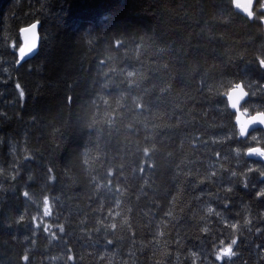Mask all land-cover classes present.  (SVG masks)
<instances>
[{"label": "trees", "instance_id": "1", "mask_svg": "<svg viewBox=\"0 0 264 264\" xmlns=\"http://www.w3.org/2000/svg\"><path fill=\"white\" fill-rule=\"evenodd\" d=\"M261 6L0 0V264H264V162L247 153L264 129L243 139L228 98L242 83L241 108L264 111Z\"/></svg>", "mask_w": 264, "mask_h": 264}, {"label": "water", "instance_id": "2", "mask_svg": "<svg viewBox=\"0 0 264 264\" xmlns=\"http://www.w3.org/2000/svg\"><path fill=\"white\" fill-rule=\"evenodd\" d=\"M250 2V8L246 9L245 7H242L243 4H247ZM233 5L235 7V9L241 13L242 15H244L245 17H247L249 20H253L254 19V8L256 5V0H233ZM261 11L264 14V0L262 1V6H261ZM261 22L263 24V29H264V15L261 18ZM32 24H37V33H38V46L37 48L32 52V53H26L23 57H21L22 59L26 60V59H30L32 58L39 49L40 46V33H39V22L35 21L31 24L26 25L22 30H21V35H22V44L20 46V48L22 46H24L25 44V37L28 36L30 38L31 34L30 33H24L23 30L25 28H30V26ZM241 91H243L244 95H240ZM249 97V92L246 90V88L243 86L242 83H239L237 86H235L234 88H232L230 90V95H229V104L232 108V110L235 112L236 116H235V121L236 124L238 126L239 132H240V125H241V117L243 118V120H250L253 116L257 115L258 113H264V111H259L256 113H252V114H247L245 113L242 109L241 106L243 104L244 101H246ZM264 129V123L260 122V121H254L253 123L249 124L248 126V130L247 133L244 135H241V137L243 139H246L249 135V133L251 131H253L254 129ZM250 149H260L259 152L257 151H249ZM248 155L252 158L261 160L264 162V148L261 146H254L248 149L247 151Z\"/></svg>", "mask_w": 264, "mask_h": 264}, {"label": "rangeland", "instance_id": "3", "mask_svg": "<svg viewBox=\"0 0 264 264\" xmlns=\"http://www.w3.org/2000/svg\"><path fill=\"white\" fill-rule=\"evenodd\" d=\"M21 44H22V42H21ZM248 114H250V113H248ZM48 194L49 193H43L37 187L30 188L28 186H25V188L21 192V197L24 200H27V201L34 203V204H37L36 206H38L41 209V212H42L44 217H50L52 212H53L54 204H53V197L48 196ZM46 209H48V212H46ZM262 227H264V226H262ZM251 233H252L253 240L264 238V233H263V235H261V234L257 235L252 230H251Z\"/></svg>", "mask_w": 264, "mask_h": 264}, {"label": "snow or ice", "instance_id": "4", "mask_svg": "<svg viewBox=\"0 0 264 264\" xmlns=\"http://www.w3.org/2000/svg\"><path fill=\"white\" fill-rule=\"evenodd\" d=\"M37 24H32L30 28H25L23 30L24 33H30V38L28 36L25 37V44L19 49L20 56L23 57L26 53H32L38 46V33L36 31ZM23 95V93H21ZM244 187H247V183H244ZM258 195L264 196V192H260ZM211 211H213L211 209ZM235 228V225H233ZM233 241H235V244H233ZM237 244L236 239H232L231 243L227 244L225 247H222L219 250V253L217 254V259L220 261H223L225 257H227L229 260H231L232 257L236 256L238 253L234 251V255H228L225 253L226 248H231L233 250V246Z\"/></svg>", "mask_w": 264, "mask_h": 264}, {"label": "clouds", "instance_id": "5", "mask_svg": "<svg viewBox=\"0 0 264 264\" xmlns=\"http://www.w3.org/2000/svg\"><path fill=\"white\" fill-rule=\"evenodd\" d=\"M242 7H245L246 9L250 8V2L247 4H243ZM240 95H244L243 91H241ZM241 125H240V134L244 135L247 133L249 124L253 123L254 121H260L264 123V113H258L257 115L253 116L250 120H243L241 117ZM249 151H257L259 152L260 149H250ZM264 154V153H261ZM209 212H211V208L208 209ZM46 212H48V209H46ZM233 244H235V241H233ZM225 253L228 255H234V251L231 248H226Z\"/></svg>", "mask_w": 264, "mask_h": 264}, {"label": "bare ground", "instance_id": "6", "mask_svg": "<svg viewBox=\"0 0 264 264\" xmlns=\"http://www.w3.org/2000/svg\"><path fill=\"white\" fill-rule=\"evenodd\" d=\"M21 57V56H20ZM229 98V97H228ZM244 111V110H243ZM236 115V114H235Z\"/></svg>", "mask_w": 264, "mask_h": 264}]
</instances>
